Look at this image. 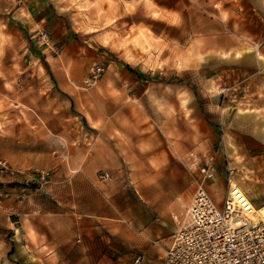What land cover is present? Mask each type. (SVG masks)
<instances>
[{
    "label": "crops",
    "instance_id": "1",
    "mask_svg": "<svg viewBox=\"0 0 264 264\" xmlns=\"http://www.w3.org/2000/svg\"><path fill=\"white\" fill-rule=\"evenodd\" d=\"M216 1L237 2L232 13L248 28L237 26V35L213 43L210 24L196 30L205 37L202 44L193 42L191 64L214 67L204 81L208 91L195 95L163 83L181 79L144 77L117 57L116 66L137 74L127 71L129 89L110 75H102L96 90L87 93L79 90L80 78L63 72L43 81L44 105L33 102L37 96L30 99L29 123L19 125L28 134L15 141L12 152H3L13 168L36 183L10 186L12 180L0 176V264H134L137 256V264H160L175 232L172 204L192 196L198 177L189 169V153L220 154L253 204L255 196L264 200V190L258 189L264 186V45L244 46L245 40L257 39L253 29L262 33L264 0ZM104 37L94 38L99 64L111 51ZM73 49L71 43L63 46L62 66L69 64ZM38 57L49 71L43 51ZM220 82L226 93L219 104L210 94ZM152 87L164 89L157 96L164 101L156 107L150 102ZM71 105L78 120L73 128ZM183 107L188 112L182 122ZM41 170L48 173L47 183L36 189L35 173ZM99 174L111 181L99 180ZM208 183L214 198L220 186L213 189Z\"/></svg>",
    "mask_w": 264,
    "mask_h": 264
},
{
    "label": "rangeland",
    "instance_id": "2",
    "mask_svg": "<svg viewBox=\"0 0 264 264\" xmlns=\"http://www.w3.org/2000/svg\"><path fill=\"white\" fill-rule=\"evenodd\" d=\"M204 1L0 0V160H4L11 169L19 172L14 176L0 173V176L10 178L12 180L10 186L25 182L36 183L26 177L25 172L13 168L4 153L5 150L12 152L15 141H19L20 136L24 139L22 134H28L26 129H21L19 125L27 126L29 123L26 112H29L27 107L30 99L37 96L38 99L33 102L37 103L38 107L44 105V93H40L39 90L45 86L43 81L47 77L56 76L58 72L80 78L79 90L84 93L96 90V82L102 75L120 77L122 84L129 89V73L113 63V58L117 57L144 77L154 80L181 79L193 83L197 91L210 90L209 82L204 81L207 80V74L213 73L214 67H195L191 64L193 42L195 45V41L198 40L199 44H202L204 41L202 38L205 37L197 35L196 30L202 25L210 24L212 32L209 37L213 43L214 38L221 41L231 33L237 35L239 30L237 26L247 30L248 25L244 18H237L232 13L231 8L237 5V2L219 3L210 0V3H204ZM220 10L221 13H218ZM261 23L262 33L256 28L253 29L258 37L245 40L246 45L243 41L245 47L264 45V17ZM99 34L105 35L104 39L109 42L107 46L111 48L109 49L111 51L105 54L106 60L100 64L95 61L99 49L94 40ZM68 43L76 49L72 50L69 64L62 66L58 58L61 57L63 46ZM41 51L50 66L49 71L42 64V58L38 57ZM96 67L102 69L96 82L86 84L91 70ZM139 84L142 90H147V83ZM219 85L213 88L215 91L210 97L220 104L225 101L226 92L223 84ZM53 89L57 90L55 85ZM163 90L160 87H152L150 90L152 106L156 107V102L164 101L157 98L158 93H162ZM69 112L70 128H73V124L78 123V120L73 118L75 112L72 105ZM187 112L183 107L182 122ZM215 154V163L221 170L225 161L220 154ZM234 171L237 182L240 178L236 170ZM217 180L214 183L209 182L208 185L213 189H217L216 183L220 186V192L215 191L216 197L213 200L221 207L224 193L222 173ZM242 184L253 190L247 181H242ZM2 187L3 183H0V194ZM261 188L264 190V186L258 187L259 190ZM262 198L263 196L260 198L255 196L253 199L256 208L264 207ZM0 251H3L1 245Z\"/></svg>",
    "mask_w": 264,
    "mask_h": 264
},
{
    "label": "built area",
    "instance_id": "3",
    "mask_svg": "<svg viewBox=\"0 0 264 264\" xmlns=\"http://www.w3.org/2000/svg\"><path fill=\"white\" fill-rule=\"evenodd\" d=\"M101 71L92 69L85 83L94 84ZM186 161L198 177L192 196L172 204L175 232L160 264H264V214L239 187L234 169L225 161L220 170L210 154L189 153ZM0 173L14 176L19 172L0 160ZM220 173L224 193L218 207L206 184L216 181ZM37 175L40 189L48 173L41 170ZM99 180L110 182L111 178L99 174ZM140 261L137 256L134 264Z\"/></svg>",
    "mask_w": 264,
    "mask_h": 264
},
{
    "label": "trees",
    "instance_id": "4",
    "mask_svg": "<svg viewBox=\"0 0 264 264\" xmlns=\"http://www.w3.org/2000/svg\"><path fill=\"white\" fill-rule=\"evenodd\" d=\"M42 64L46 67V64H45V62L43 61V59H42ZM124 67H125V69L129 72V73H131V74H134V75H136L137 76V74L133 71V70H131L128 66H126V65H124ZM163 83H167V84H173V85H177V86H184V87H186V88H188V89H190L191 91H193L194 93H195V95H196V88L193 86V84H191L190 82H188V81H185V80H176V81H174V82H163ZM218 129V132L220 133V130H219V128H217ZM12 253V250L9 252V254L8 255H10Z\"/></svg>",
    "mask_w": 264,
    "mask_h": 264
},
{
    "label": "bare ground",
    "instance_id": "5",
    "mask_svg": "<svg viewBox=\"0 0 264 264\" xmlns=\"http://www.w3.org/2000/svg\"><path fill=\"white\" fill-rule=\"evenodd\" d=\"M259 211H260L262 214H264V207L259 208Z\"/></svg>",
    "mask_w": 264,
    "mask_h": 264
}]
</instances>
